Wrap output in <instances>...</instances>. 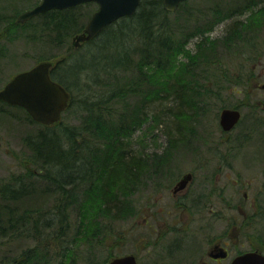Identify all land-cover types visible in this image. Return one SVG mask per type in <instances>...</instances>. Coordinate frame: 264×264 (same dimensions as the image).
<instances>
[{"label":"rangeland","instance_id":"obj_1","mask_svg":"<svg viewBox=\"0 0 264 264\" xmlns=\"http://www.w3.org/2000/svg\"><path fill=\"white\" fill-rule=\"evenodd\" d=\"M40 2L41 0H0V54H6L5 57L0 55V90L16 75L40 63L52 62L55 67L58 61L64 60L70 65L83 56H90L87 53L88 42L76 48L73 46V39L84 32L93 14L98 11V4L91 2L57 13L50 11L25 23L18 22L20 15L34 9ZM262 8H264V0H187L177 11L172 13L166 11L162 14L160 19H164L168 27L166 31L164 30L166 32L164 37L171 38L175 44L183 45L190 54L184 55L181 60L193 69L190 77L191 86L200 93L201 101L204 100L202 104L204 109H200L195 118L197 122L190 124L191 128L184 141L181 139L172 145L170 135L173 130L170 128V123L173 117L165 114L161 109L160 104L163 102L146 101L143 104V111L146 110L149 114L147 118L145 117L147 121H144L142 126L125 141H129V149L136 152L139 158L147 160L166 158L168 161L161 165V168L159 164L154 173H149L151 176L143 175L130 187L127 197L121 196L120 204L124 203L123 206L129 208L126 215H123V212L122 217L117 218L114 216L117 215V210L111 209L107 214L98 213L92 218H87V221L93 219L99 224L96 229L97 235L91 241L81 240L78 243L75 241L80 229L79 210L69 211V220L64 221L65 225L68 223L67 229L61 230L66 232L63 237L60 232L53 233L54 235L42 234L40 225L41 232L36 233L37 217L33 218L31 221H26L27 226L24 229L29 228L30 233L32 232L27 237L13 236L10 242L0 237V264L26 256L25 250H32L37 244H41V247L33 251L36 254L32 255L34 264L44 263L41 258L42 251L47 257V264H60L62 259H66L59 257L61 253L59 247L62 246L69 247L72 251L71 257L74 262L70 261L68 264H107L115 257L136 252L141 255L142 264H150L149 257L152 250L155 252V248L145 240L144 244L139 242L138 226L144 223V216L137 215L138 203L141 205L144 197L151 190L156 193L157 200L162 199L157 205H161L164 201L168 202L175 183L188 172L195 176L189 186L188 196L191 192L193 197L191 200L195 202L200 201H197V198L205 197L203 202L207 204V209L214 207L216 213L214 216L219 220L215 225L217 234L222 237L229 236L232 233L230 228L236 220L241 224L245 215L253 216L257 210L255 203L262 207L264 200L262 198L261 202L256 201L257 195L251 193H248L249 200H245L248 188L245 184L237 185V181L249 182L252 178L247 172H245L246 176L237 177L238 169L247 171L246 166L237 163L240 160L247 161L244 165L249 168L252 162L255 165L251 167L254 169L251 170L255 172L254 175L261 170L264 173V126L253 128L250 133L247 132L253 139L251 146L248 144L246 147H240L238 142H235L236 133L222 130L220 114L223 109L234 108L235 105H256L255 100L264 97V16L259 12ZM64 20H71L72 23ZM61 22L70 26L63 29ZM236 30L239 34L234 37L233 32L236 33ZM191 55L197 56L196 60L191 58ZM137 58H131L128 63H121L116 75L117 81L109 82L110 86L120 85L124 89L125 96L122 97L124 103L117 106L115 101L106 96L107 91L101 86L106 85L104 84L106 80L99 79L94 85L89 84L92 88L93 100L97 99L101 104L108 99L107 104L97 110L102 112L104 109L108 114L103 115L106 118L110 116L109 122L113 119L120 122L130 120L132 109L128 111L124 109V105H136L141 98L138 96L137 100L131 97L132 88L144 91L153 88L149 80L143 85L139 83L140 68ZM62 68L58 69V74H61ZM62 80L69 86L68 91L74 92V108L67 113L64 112L60 127L50 132L30 119L23 108L10 107L0 102V188L5 184H11L18 176L26 175L28 171L41 169V162L33 152L31 141L39 140L43 133L54 136L59 134L60 137L69 128L80 131L84 128L83 123L89 120L88 112L76 109L78 101L88 95L86 94V90H89L88 86L76 87L73 86L72 80L69 81L65 77ZM99 112H95L94 118L101 114ZM157 113L161 114L160 117L167 124L162 122L158 127L155 125ZM246 115L248 121L249 113ZM194 127L197 128L198 133L187 145V137L196 132ZM180 128L186 131L184 125ZM95 136L98 138L97 133ZM97 141L95 138L87 137L85 146L91 148ZM254 159L257 162L252 161ZM231 163L233 167L229 165ZM27 181L30 183V179ZM162 193H164L163 197L166 196L168 199L163 200ZM50 194H39L38 191L36 197L11 205L18 207V215L31 210L44 211V218H47L44 223L47 224L52 221L54 214V210L51 209L59 205L55 196ZM212 196L214 199L215 196H219V200L215 199L213 202ZM174 209L166 208L165 211H173L176 213L175 216L184 219L196 217V212L189 214L190 210L188 212V210ZM209 211L206 216L211 218L213 216H208ZM167 217L168 214L164 215V218ZM261 217L264 225V210ZM58 223L59 220L57 225ZM55 227L47 232L54 229L55 232L60 231L61 223ZM159 228L161 227L158 226L157 231ZM154 241L163 247L167 244L165 236H161L160 231L153 235ZM26 260L27 257H24V262Z\"/></svg>","mask_w":264,"mask_h":264},{"label":"trees","instance_id":"obj_2","mask_svg":"<svg viewBox=\"0 0 264 264\" xmlns=\"http://www.w3.org/2000/svg\"><path fill=\"white\" fill-rule=\"evenodd\" d=\"M54 12L60 11L54 10ZM165 12L163 0H141V5L134 15L118 20L105 28L96 39L88 42L89 57L83 56L70 65L64 60L58 61L57 64L54 63L55 67L51 70V77L63 87H69L62 80L63 77L69 81L72 80L73 86L81 88L88 86L89 90H86L88 95L78 101L76 109L88 112L89 120L83 123L84 128L80 131L76 128H69L60 137L59 134L54 136L43 133L39 140L30 142L33 152L41 162V169L28 171L26 175L18 176L11 184H5L0 188V237L7 239V242H10L13 236L27 237L32 234L29 228H24L27 226L26 221H31L36 217L38 223L36 233L40 234V225L42 234H58L60 232L63 237L66 232L61 230L66 231L67 229L68 223L65 225L64 221L69 218V211L79 210L81 230L79 229L75 241L78 243L81 240L91 241L97 235L96 229L99 224L93 219L87 221V218H92L98 213L107 214V211L110 212L111 209L117 210V215H114L117 218L122 217L123 212V215H126L129 208L123 206L124 203L120 204L121 196L127 197L130 187L136 184L143 175L154 173L159 164V168H161V165L167 162L166 158L159 160L139 158L136 152L129 149V141H125L138 127L142 126L144 121H147L146 118L149 114L146 113V110L143 111V104L146 101L163 102L160 104L161 109L165 114L173 117L172 121L170 120V128L173 130L170 135V143L173 145L181 139L184 141V137L191 128L190 124L197 122L196 115L199 114L200 109H204L202 107L204 100L201 101L202 96L196 88L191 86L190 77H192L193 69L187 66L188 63L181 60V57L189 52L183 45L175 44L171 38L164 37L166 33L164 30L166 31L168 27L165 20L160 19V16ZM259 12L264 16V8ZM64 21L72 23L71 20ZM61 26L63 29H67L70 25L61 22ZM238 34L237 30L236 33L233 32L234 37ZM130 57L133 59L138 57L139 83L143 85L149 80L153 84V88H150L149 91L132 88L131 97L137 99L138 96H141V98L136 105L123 104L124 109L128 111L132 109L130 120L120 122L113 119L109 122L110 116L106 118L103 115L108 113L104 109L102 112L97 110L107 104L108 99L102 101L101 104L97 99L93 100V92L89 84L94 85V82L99 79L100 81L106 80L104 82L106 85H101L102 89L105 88L107 91L106 96L115 101L117 106L124 103L122 100V97L125 96L124 89L120 85L110 86L109 82L117 81L118 76L116 75L121 63H128L127 61L131 60ZM191 58L196 60L197 56L191 55ZM59 68H62L61 74L57 73ZM82 72L86 73L81 74ZM118 82L120 81L118 80ZM73 93H69L71 100L65 113L74 108L75 96ZM205 100H207L206 97ZM96 111L101 114L94 118ZM157 115L155 120L157 127L162 122L167 124L160 117L161 114L157 113ZM60 124L61 122L51 127H43L50 132L59 128ZM181 125H184L186 131L181 130ZM194 130L196 132L194 131L193 135L187 137V145L190 139L198 133L197 128L194 127ZM95 133L98 134V138ZM87 137L95 138L98 141L91 148H87L85 146ZM85 151L87 152L85 153ZM152 169L154 170L151 171ZM149 175L151 176V174ZM27 179H30V183ZM35 191L36 194L38 191L39 194L51 193L50 195L55 196L59 204L51 209L54 210V214L51 218L52 221L47 224L44 223V220L47 219L44 218V211L31 210L18 215V207L11 205L36 197ZM58 220V225L61 223L63 229L61 228L57 232H55L56 229L47 232V230L58 226ZM35 239L38 240V238ZM40 247L41 244H37L32 250H25L26 263L24 257H21L12 262L7 261L6 264H34L32 255L36 254L33 251ZM59 248L61 250L59 257L66 258L62 259L60 264L74 262L69 247ZM41 258L44 260L43 264L48 263L43 251Z\"/></svg>","mask_w":264,"mask_h":264},{"label":"flooded vegetation","instance_id":"obj_3","mask_svg":"<svg viewBox=\"0 0 264 264\" xmlns=\"http://www.w3.org/2000/svg\"><path fill=\"white\" fill-rule=\"evenodd\" d=\"M0 55L2 57L6 56V54ZM0 102L10 107L20 108L18 106H12L2 100H0ZM254 103L256 105H235L234 108L230 109L240 114V119L230 131L223 130L220 114V126L222 130L236 133L235 142H238L240 147H246L253 141L248 134L253 128L258 129L264 126V97L263 99H256ZM246 113H249L248 121H246ZM252 161L257 162L255 159ZM244 163H247V161L240 160L239 163H237L247 167V171L238 169L237 177L242 178L245 172H247L252 179L249 182L237 181V185L245 184L248 188V191L245 193L246 201L250 198L248 193H251L252 195H257L256 201L261 202L262 198L264 200V173L261 170L254 175L255 172L251 171H254V169L251 167L255 165L250 162L252 166L248 168ZM229 165L233 167L232 163ZM186 175H191V178L184 188H180V183ZM194 178L195 176L193 173L188 172L184 174L172 188L168 202L164 201L161 205H157L162 199L159 198L157 200L156 193H153V190H151L148 192V195L144 197L142 204L140 205L138 203L139 211L137 215L144 216V223L138 226L139 242L144 244L146 241L150 243L151 247L154 246L155 248V252L152 250L149 257L150 264H234L237 258L248 254H258L264 257V225L262 223L263 218L261 217L262 210H264V203L262 207H259L255 203L257 210L254 212L253 216L252 214L250 217L245 215L241 224L236 220L230 228L232 233H230L229 236L222 237L217 234L215 229L216 222L219 223V220L214 216L216 215L213 210L214 207L207 209V204L203 202V198L205 197L201 199L197 198L196 200L200 201L195 202L191 200L193 198L191 192L188 196V189L194 181ZM163 196L164 193L161 194L163 200L168 199V197ZM212 199L213 202L215 199L219 200V196H215V199L212 196ZM173 206L178 210H188V212L190 210L191 212H189V214L196 212V217H187L184 219L175 216L176 213L173 211H165L166 208L168 210L174 209ZM216 206L217 205H215V207ZM208 210H210L208 216L213 217L208 218L206 216ZM166 214H168V217L164 218ZM157 215H160V217H157ZM158 226L161 227L159 228L160 235L165 236V242L167 243L165 247L158 245L156 241L153 242V235L159 232L157 231ZM131 255L136 258L137 264H142V257L138 252ZM115 258L111 259L107 264Z\"/></svg>","mask_w":264,"mask_h":264},{"label":"water","instance_id":"obj_4","mask_svg":"<svg viewBox=\"0 0 264 264\" xmlns=\"http://www.w3.org/2000/svg\"><path fill=\"white\" fill-rule=\"evenodd\" d=\"M186 0H163L168 12H175ZM94 2L99 9L93 14L84 32L73 39V46L96 39L102 31L118 20L132 16L141 5V0H41L34 9L19 16L18 22L25 23L40 14L52 10H65L82 4ZM52 62H43L32 69L16 75L2 91L0 100L23 108L31 119L42 126L51 127L59 123L67 110L71 97L68 91L51 78ZM240 119L237 111L225 109L221 113V126L230 131ZM191 175H186L180 183L184 188ZM109 264H137L133 255L118 257ZM234 264H264V257L248 254L236 259Z\"/></svg>","mask_w":264,"mask_h":264}]
</instances>
